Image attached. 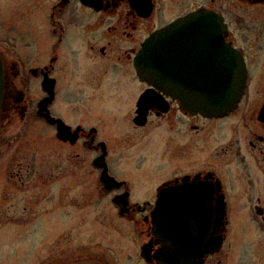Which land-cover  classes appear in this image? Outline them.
Returning <instances> with one entry per match:
<instances>
[{"label":"flooded vegetation","instance_id":"1","mask_svg":"<svg viewBox=\"0 0 264 264\" xmlns=\"http://www.w3.org/2000/svg\"><path fill=\"white\" fill-rule=\"evenodd\" d=\"M197 13L245 65L225 117L137 72L153 35ZM215 29L180 39L210 61ZM36 177L48 190L25 199ZM0 226L5 264H264V0H0Z\"/></svg>","mask_w":264,"mask_h":264},{"label":"water","instance_id":"2","mask_svg":"<svg viewBox=\"0 0 264 264\" xmlns=\"http://www.w3.org/2000/svg\"><path fill=\"white\" fill-rule=\"evenodd\" d=\"M207 25L216 27V56L210 61L208 58L199 59L197 46L180 39L182 34L203 33V27ZM222 27L220 18L205 17L202 13L178 20L155 34L146 44L137 59L138 74L179 101L186 112L209 118L228 115L242 99L247 74L238 53L219 44ZM221 51L224 52L223 56L220 55ZM152 97V93L143 96L139 103V115H144L142 109L149 106ZM56 122L62 132L66 126L62 121ZM112 181L114 179L105 171L104 184L107 189L111 188ZM162 211L160 207L157 209L156 219L162 217ZM200 261L203 264L202 258Z\"/></svg>","mask_w":264,"mask_h":264},{"label":"rangeland","instance_id":"3","mask_svg":"<svg viewBox=\"0 0 264 264\" xmlns=\"http://www.w3.org/2000/svg\"><path fill=\"white\" fill-rule=\"evenodd\" d=\"M53 152L51 151L50 147L49 146H42V149H40V152L38 151V154H37V157H36V160L32 163L35 168L37 170H46V169H49L50 166L47 165V163L45 162V158L48 157L50 155V153ZM36 180V183H31L30 185V189H29V196H26L25 199L27 197H31L33 196V194L35 193H39V190H41V188L44 190H48L47 186L48 185H44V184H41L39 183L37 180H39L37 177L34 179ZM35 187V188H34ZM97 200L94 199V201L90 200L89 203H88V208H87V211H86V215H87V218L90 220L91 217H95V213L99 210V201L96 202ZM102 211H103V215H107V211H109V205H108V200L106 199H103L102 201ZM110 212V211H109ZM17 228L18 230L20 229H23L25 230V228H29V231L27 230L23 235L25 238H31V236L33 235V228L32 226H20V227H15ZM4 229L3 226H0V230ZM0 241H5V240H10V237H9V232L7 231H2L0 233ZM4 253H6L5 251H3L1 253L0 251V264H5V262H3V255ZM11 258V257H10ZM9 260V259H8ZM7 262V261H6ZM8 263V262H7Z\"/></svg>","mask_w":264,"mask_h":264}]
</instances>
